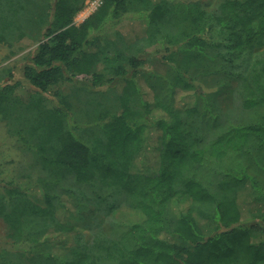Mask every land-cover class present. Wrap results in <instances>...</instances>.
I'll use <instances>...</instances> for the list:
<instances>
[{
	"label": "trees",
	"instance_id": "1",
	"mask_svg": "<svg viewBox=\"0 0 264 264\" xmlns=\"http://www.w3.org/2000/svg\"><path fill=\"white\" fill-rule=\"evenodd\" d=\"M85 3L0 0V46H35L33 92L0 68V120L33 158L0 177V264H264V209L245 225L264 174V0H101L77 24Z\"/></svg>",
	"mask_w": 264,
	"mask_h": 264
},
{
	"label": "rangeland",
	"instance_id": "2",
	"mask_svg": "<svg viewBox=\"0 0 264 264\" xmlns=\"http://www.w3.org/2000/svg\"><path fill=\"white\" fill-rule=\"evenodd\" d=\"M101 0H86L84 8L75 16V23L80 24L83 22L91 13H93L97 7L99 6ZM201 5L204 8L207 9H212L215 6H217L221 0H198ZM139 21L136 19H126L124 22L121 24L123 27V30L126 33H130L132 30V27H138ZM121 27V28H122ZM26 46V47H25ZM22 47L26 49H21L20 52H18L15 55H12L11 57L9 56L10 50L7 47L0 46V68L5 67L6 65H15V74L16 78L23 83V87L20 90V93H30V91L33 92V85L27 80L24 76V64L25 60L24 57L28 53V51L32 50L35 46L31 45L29 40H24L22 43ZM9 56V57H8ZM150 68H156V70H159L158 72L165 74L166 71L165 68L166 66L161 63L158 60H151L148 63V66ZM82 80V79H81ZM144 81V80H143ZM145 82V81H144ZM143 85L145 86V83ZM84 85L82 81L75 80V82L72 83H67L64 86V91L66 93H71V96L74 95V92L82 87ZM120 88V87H119ZM145 88H147L145 86ZM99 97H103L106 99L109 103H114V98L116 97V92L112 88H107V87H102L98 88L96 91L100 92ZM188 93H180L178 97V103L182 104L184 101L188 99L187 97ZM152 95V93H151ZM189 100V99H188ZM223 99L220 100L221 103L224 105ZM221 107V106H219ZM225 123V122H224ZM147 158L148 155H147ZM33 161L32 156L30 153H24L22 148L20 147V143L16 142V139L11 137L6 130V127L3 123V121L0 120V171H3L4 174H2L0 177L5 178V179H10V178H15L19 175H21L22 172H28L30 171V164ZM147 159L143 157V163H145ZM254 174V172H252ZM257 175V180H258V190L260 192V196L258 195V192H255V194L258 195V198L253 200L251 202L250 206L247 209V215H248V221L245 223V225L251 224L255 218L260 219L259 214L261 211L264 209V174L258 172L255 173ZM254 174V177L256 178V175ZM251 198V197H250ZM90 212L87 213V219L90 223H93V220L96 217V213L94 210H88ZM101 222L103 224V227L110 229L111 231L113 230V225L112 221L110 219H103L100 218ZM6 230H3V225L0 224V247H5L8 246V240L6 238Z\"/></svg>",
	"mask_w": 264,
	"mask_h": 264
}]
</instances>
